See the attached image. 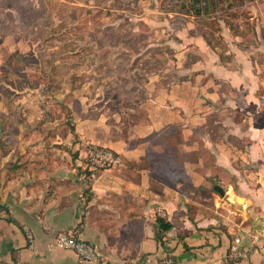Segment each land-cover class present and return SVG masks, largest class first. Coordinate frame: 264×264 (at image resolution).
<instances>
[{"label": "crops", "instance_id": "0c3cea01", "mask_svg": "<svg viewBox=\"0 0 264 264\" xmlns=\"http://www.w3.org/2000/svg\"><path fill=\"white\" fill-rule=\"evenodd\" d=\"M231 32H222V50L185 34L179 64L141 88L132 115L71 92L50 93L56 107L40 115L31 95L15 102L11 93L26 82L6 86L0 264H93L54 247L58 232L90 243L97 264H228L236 237L247 249L239 264H264V43ZM247 37L260 48L241 45ZM86 144L110 148L118 163L88 179ZM157 217L170 224L159 241Z\"/></svg>", "mask_w": 264, "mask_h": 264}, {"label": "rangeland", "instance_id": "374dc122", "mask_svg": "<svg viewBox=\"0 0 264 264\" xmlns=\"http://www.w3.org/2000/svg\"><path fill=\"white\" fill-rule=\"evenodd\" d=\"M183 1L0 0V100L6 86L24 81L22 91H11L15 102L31 95L30 107L40 115L56 107L48 95L63 92L132 115L143 99L141 88L150 80L164 81L167 64H179L176 51L188 32L221 50V34L229 28L239 37L259 33L264 43V0H206L207 13L195 15L181 8ZM248 40L240 44L260 48L255 37ZM49 83L64 88L58 93ZM2 114L0 109V129Z\"/></svg>", "mask_w": 264, "mask_h": 264}, {"label": "built area", "instance_id": "2783aa9c", "mask_svg": "<svg viewBox=\"0 0 264 264\" xmlns=\"http://www.w3.org/2000/svg\"><path fill=\"white\" fill-rule=\"evenodd\" d=\"M118 163V158L108 147L94 144H86L82 169L85 177L94 179L102 171L111 169ZM22 231L28 243L29 249H33V235L27 226H22ZM54 247L69 250L74 253L78 262L97 264L99 254L88 242L78 239L68 232H58L55 236ZM247 258V249L241 246L240 239L234 238L230 243L226 255L228 264H239ZM159 264H177L171 257H164Z\"/></svg>", "mask_w": 264, "mask_h": 264}, {"label": "trees", "instance_id": "16d2710c", "mask_svg": "<svg viewBox=\"0 0 264 264\" xmlns=\"http://www.w3.org/2000/svg\"><path fill=\"white\" fill-rule=\"evenodd\" d=\"M213 0L212 2H214ZM181 8L189 15L200 14L201 12L207 13V1L206 0H184L181 4ZM157 232H155V239L161 240V236L164 232L170 229V224L164 219L156 218Z\"/></svg>", "mask_w": 264, "mask_h": 264}]
</instances>
